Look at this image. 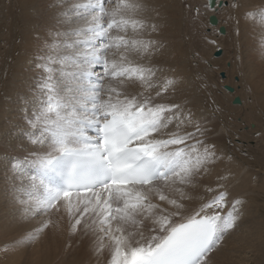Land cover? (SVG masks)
<instances>
[{
  "label": "snow or ice",
  "instance_id": "snow-or-ice-1",
  "mask_svg": "<svg viewBox=\"0 0 264 264\" xmlns=\"http://www.w3.org/2000/svg\"><path fill=\"white\" fill-rule=\"evenodd\" d=\"M216 4L237 43L251 28L264 48V4ZM48 7L35 81L22 98L21 151L6 164L19 222L28 227L0 251L27 248L52 231L87 240L95 264H212L242 201L231 193V173L206 179L223 154L207 140L209 119L174 98L175 69L155 60L149 6L51 0ZM207 106L212 115L219 110L210 95Z\"/></svg>",
  "mask_w": 264,
  "mask_h": 264
},
{
  "label": "bare ground",
  "instance_id": "bare-ground-1",
  "mask_svg": "<svg viewBox=\"0 0 264 264\" xmlns=\"http://www.w3.org/2000/svg\"><path fill=\"white\" fill-rule=\"evenodd\" d=\"M21 1H22V4H21ZM202 1L203 0H201L199 3H201V4L203 3L202 5L201 4L200 5L204 6V7H202L204 9L203 11H205L206 13L205 12L204 13L207 15V16H204V18L207 17V19L205 18L207 20V24L206 23L205 24H206V26L209 25V27L212 29L211 34H202L201 31L199 30V28L201 26L200 24H202V23L199 24L198 19L200 18V21L202 20V22H203V19H201V17H202L201 14H200L201 17H199V18H196L194 15H196V14L198 15L199 12H201V10L197 13L195 11L196 14L193 12L194 13L193 16L191 15V17H188L187 19H185L183 15L181 16L179 14V12H178V14H175L174 12H172V10L175 11L176 6H178V3L177 4H174V2L170 3L169 0H145V3L149 6V13L148 14L153 17L154 22L157 24V32L154 34V38L157 37V39H158L157 40L155 38L158 42L159 51L155 57V60L161 67H164L166 69H175V78L177 79V84H176V91L174 94V98L178 102H186L188 107L192 108L193 112L197 116L204 115L209 119V123L206 124V127L208 128L207 140L210 143H214L218 147L219 146L218 143H219V141L222 140L224 133H228V131H227L228 130V124L225 122H223L222 124L219 122H216V121L213 122L212 121L213 118L210 116L212 114L210 113V115H209L208 108L207 107L203 108L201 102H202V100L205 101V99H207V98L203 95L200 96L196 92V87H197L196 81L193 78L194 76L193 77L191 76L192 75L191 72L192 71L194 72V70L191 67L190 69L192 71L190 72L189 71L190 69H188L185 66L186 61L183 58V57H185L183 55H186L187 53H186V49H185L186 47H184L182 45L183 44L182 42H184L182 40L185 39V41L188 40L190 43H192V47L194 49L196 47L197 51L201 53L200 55H202V54L205 55L207 53V50H208L209 51L208 52L209 57H214V59L212 58L213 59V60L211 59L212 61H207L208 59H205V61H207L209 63L213 62L214 65L223 59V56H222L223 54L222 55L219 54V56L214 55L215 51H217V50L221 51L222 48L217 49V50H215V49L219 46V44L222 46H224L223 44H226V46L228 48V50H226V51L229 52V56H230V52L232 51V55L230 56L231 65H232L231 71L232 72L236 71L243 77V82H244L243 86L245 84V81L249 80V82H250L249 89L247 88V90H249L248 92L250 93V87H251L252 91H251L250 97H253V99H252V102H250L249 104H246L245 109L247 110L246 112L249 114V117H254V118L259 116V114H262L264 111V94H263L264 93V53H263V55L260 56V55H257V51H252V48L254 47V45L256 48H258L260 44L258 42V36L253 34V31L251 28H244L242 35L240 37V41H239V43H237V41L235 39L233 27L230 24L231 21L228 20V14L225 11V9L222 7H218L217 4L215 5L214 8H210L207 5V0H204V2H202ZM257 1H260L259 2L260 5L263 4V2H264V0H249V5L250 6L259 5L256 3ZM50 2H51V0H0V4L5 9H7L8 6L10 7V4H11L12 7L15 6V11H16V10L20 9V5H23V7L21 6L22 8L20 9V10H22V13L20 15L22 17L25 16V22L23 25H25V27H26L27 22L29 25L28 26L29 32H26L23 34L24 39L23 38L22 39L25 42L21 46H19L20 48L18 50L19 53L17 52V56L14 57L13 56L14 54L11 55L13 53L14 49H17V47L12 45V44H11V47L9 46L10 47L9 50L6 49L8 47H3V46H2V49L0 50V247H2L4 241L11 240V239L19 236L21 234V232H23L28 227L27 223L19 222L17 208L12 201L10 172H9L8 168L6 167V164H7V160L9 157H16L21 151L19 146L22 143V139H21V137L18 136L17 132H18V127H19L20 123H21V125L23 123L22 112H21L22 98H24L30 94L31 89H32L33 84H34V81H35L34 69H33V63L32 62H33L35 56L39 52L38 48H41V44H40L41 41H43L41 39V41L38 42L36 37H37V34H39L42 38L46 36V33H44V32H46V29L48 28V26L51 23L50 17H51V11L52 10L48 7ZM190 3H194V2L190 0ZM188 5H190V4H188ZM1 8L2 7L0 6V10H1ZM16 8H19V9H16ZM202 8H200V9H202ZM153 9L155 11H153ZM221 9L223 11L222 16L225 13L224 14L225 16H223V18H224L223 22H224V25L226 26V28L224 25H222L223 24L222 22H221L222 24H220L219 17L221 15L219 16L218 11L219 10L221 11ZM11 10H13V9H10V8L7 9V11H11ZM7 11H6V13H7ZM176 11H177V9H176ZM11 13H12V11H11ZM11 13L9 15L10 17L7 15V17H9L10 21L8 20L7 24L5 22H3V23L6 24V30H7L8 34L10 35L11 40H12L13 37L17 36V33H16L17 25L15 22H13L14 20L16 21V19H17V15H16L17 12L12 13V14ZM1 14H4V13H1ZM185 14H187V13H185ZM211 15H216L217 20H218V23L216 25L210 24L209 18ZM194 17H195V19H193ZM5 18H4V20H5ZM36 19H37V22H36ZM184 21H186V23L184 24L185 28L183 26V28H184L183 30L185 31V36L181 37V35H180V33L182 32V25L181 24H182V22L184 23ZM16 22H18V21H16ZM35 23H38V25L34 26ZM221 26L224 27L225 33H217L219 35H217V34L216 35L219 37H215V33H216L217 29H219ZM25 27H24V29H25ZM257 31H258V29H257ZM4 32H6V31L4 30ZM5 35H6L5 41L8 43V41H11L10 37H9V35H7V33H5ZM205 36L208 37V40L214 39L216 41V44L214 45V44L208 42V40H205V38H204ZM0 37H2V36H0ZM214 37L217 39H215ZM22 39H21V41H22ZM218 40L220 41V43ZM37 43L40 44L39 45L40 47L38 46V48H37V45H38ZM186 43H188V42L186 41ZM42 44H43V42H42ZM263 50H264V48H263ZM35 51L37 52V54L35 53ZM21 56H25L24 58L26 60H24L25 61L24 64L22 62L23 59L21 58ZM229 56H227V57H229ZM203 57L206 58V55L202 56L201 59H199V57L197 59L202 61V60H204ZM19 58L22 60H20ZM18 59H19V61H18ZM187 60H189V59H187ZM200 61L198 62L199 64H196V65L200 69H202V66L205 67L204 68L205 75L203 77L206 80L205 84L209 90L210 87H212V81L210 82V80L208 79V77H209L208 73H210L211 70L210 71H209V69L207 70V67L205 66L206 64L205 63L203 64L202 63L203 61L200 63ZM11 65H12V67L15 66V68L20 73H18L17 75H13L14 73L12 74V72H11V71H13ZM20 65H21V67H24L22 65H25V67H26L25 71H19V70H21ZM190 65L191 64H189V67H190ZM194 67L196 70L197 68L195 65H194ZM229 69H230V67H229ZM10 73L13 76H11V75L9 76ZM194 73H196V72H194ZM6 78H8L9 83L5 87L4 81ZM244 78L246 79L245 81H244ZM216 80L218 81V83H220L219 86L222 85V87L224 89V91L221 93L222 95H218L217 93H215V95H214V99L216 100V106H218V108H219V110L217 112V116H215V118L217 117V121H218V118H219V120L221 118V121H222L223 118L227 119L231 113V111H229L228 108H225V110L223 109V103L228 102V101L225 102L227 97L229 99L232 98L231 99L232 106H230L231 104L227 105L230 109H237V108L240 109L241 106L242 107L244 106L243 104H245V103H243V102H245V101L243 100L241 102V100L238 96H234L235 93L237 92L236 89H235L236 91L234 90V87L230 86L229 84H224V83H226V82H224L226 80V78L224 80H220V82H219V79H216ZM3 82H4V84H3ZM226 87H228V88H226ZM230 89H232V90H230ZM253 89H255V91ZM248 95H250V94H248ZM204 97H205V99H204ZM235 97L239 98V103H233L232 102ZM235 104H237V105H235ZM219 124H221V126H220V129L218 131ZM212 133H215V134L213 135ZM3 134H4V136H2ZM218 154H220L219 150H218ZM223 156H224V154H223ZM229 165H231V164H228L223 158V161L216 165L214 172H213V175L206 178L207 180L215 179V173H217V172L220 174L231 173V179H230V183L232 185L231 193L234 197H237L242 201L241 205L239 206V208H240V218L238 221L239 223H237V227H235L234 230H231V233L229 234V236L225 237L223 243L219 246V248L214 250V252L212 253V261H215L212 264H230L232 254L241 253V249H243L245 247V244L243 243L244 242V234L249 233V235L247 236V239H246V247H248L250 244H252L254 242V240L256 239L255 234H257V233H255L257 231H255V229H253V227H254L253 225L255 223L252 220V217H254L255 215H254V212H252V210L248 209V207L246 205L248 202L246 203L245 196H244L245 193L243 192L245 188H248L250 190V192L253 193V195H251L249 197V200L251 203L254 200L253 196H254V193L256 192L254 190V188L256 186L253 183V181L249 180L248 176H245V172H244L245 168L242 169V167L240 165H238L236 167L234 165V168L231 169L232 167L230 166L231 167L230 168ZM228 168H230V169H228ZM29 169H31V166H29ZM227 169H228V171H227ZM193 195H196V194L193 193ZM12 212H13V214H15L14 217H10V214ZM248 222H250V223L247 225ZM33 223H34V221H33ZM256 225L257 224H255V227H257ZM238 226H240L242 228L241 232H239L240 234H238V231H236V230H238ZM51 233H53V232L51 231ZM233 233H234V236H232ZM236 233L238 234V236ZM227 235L228 234H226V236ZM52 236H54V234H51V238H45L42 235V237H40V239L37 242H34L33 244H31L30 248L25 249V250H23V248H20L17 250H10L7 252V254L0 251V264H19L20 262H19L18 257L20 255H23L22 260H24V264H51L53 260H56L55 257H56V255H58L60 253V249L62 248L60 246L55 245L54 243L56 241L59 242L58 238H60V237H62L63 240H65L67 238V235H61V236H55V237H52ZM235 236L237 237L236 239L239 241L238 242L239 244H237V241H235L236 240ZM232 237L234 238V241H233L231 246H228L227 242L230 240L229 238H232ZM83 243L85 245L84 250L89 248V242L87 240H81V242H79L78 244L79 245L81 244L80 246H82ZM225 245L228 246L227 250H224ZM225 248H226V246H225ZM222 249H223V251H222ZM254 249H256V247ZM257 249H258V246H257ZM80 250H82V249L80 248ZM89 251L90 250L84 251L83 254H87V253L89 254ZM85 252H87V253H85ZM69 253H70V251H69ZM79 253L81 256V251H79ZM79 253H77V254H79ZM70 254L72 255L73 253H70ZM64 256H65V254H64ZM230 256H231V258H230ZM59 257H61V256H59ZM59 257H58V259H59ZM71 257H70V259H72ZM90 257H91V255H90ZM83 259H86V258H83ZM87 259H89V258H87ZM59 260H61V259H59ZM93 260H95V259H93ZM72 261L76 262V259L75 260L72 259ZM86 261H88V260H86ZM68 262H69V260H68ZM75 262H69V264H73ZM77 263H79V262H77ZM57 264H58V262H57ZM59 264H68V263L66 261H65V263L62 261V262H59ZM87 264H89V263H87ZM93 264H95V263H93Z\"/></svg>",
  "mask_w": 264,
  "mask_h": 264
},
{
  "label": "rangeland",
  "instance_id": "rangeland-1",
  "mask_svg": "<svg viewBox=\"0 0 264 264\" xmlns=\"http://www.w3.org/2000/svg\"><path fill=\"white\" fill-rule=\"evenodd\" d=\"M187 1L188 0H175V1L174 0H169L170 3H172V2H174V4H177L178 3V6H176L177 11L175 9V11L172 10V12H174L175 14H178V12H179V14L181 16L183 15L184 18L187 19L188 17H191V15L193 16L194 13H195V11H196L195 9H191L189 6L190 5H197V6H199V11L201 10L202 13L199 12V14L197 15L196 14L197 11H196V13H195L196 15H194L196 18H199V17L202 16L201 19H203V22H202V20L200 21V18L198 19L199 20V24L202 23V24H200L201 26H200L199 30L201 31L202 34H211L212 29L209 27V25L206 26V24H207V20H206L207 17H205L206 18L205 19L204 16H207V15L205 14L206 12L203 11L204 9L202 7H204V6H201L203 3L202 4L199 3L201 0L200 1L199 0H191L194 3H190V0L188 2ZM202 2H204V0ZM259 2L260 1H257L256 3L259 4ZM21 4H22V1H21ZM188 4H190V5H188ZM263 4H264V2H263ZM0 6L2 7L1 10H0V36H2V37H0V50L2 49V46L3 47H8L6 49L9 50L10 47H11V44H12V45H14V46L17 47V49H14L13 53L11 54V55L14 54L13 56L15 57V56H17V52H18V50L20 48L19 46H21L25 42L23 40L24 39L23 38L24 37L23 34L26 33V32H29V28H28L29 25H28V22H27L26 27L28 29L25 27V25H23L24 22H25V16L22 17L20 15L22 13V10H20V9L23 7V5H20V9L19 8H16V9H19V10H16V11H15V6L12 7V5L10 4V7H9L7 5L10 9H13V10H11L12 13L17 12L16 13V15H17L16 21H18V22H16L15 20L13 21L17 25V29H16V33H17V36L16 37L17 38L16 37H13L14 39L12 38V40H11V37H10V35L8 34V32L6 30V24H7L8 20H9V17H10L9 15H10L11 11H7V9H9L8 7H7V9H5L1 4H0ZM200 8H202V9H200ZM6 11H7L8 14L6 13ZM1 13H4V14H1ZM185 13H187V14H185ZM222 13H223L222 9H221V11L220 10L218 11L219 16L220 15L222 16ZM200 14H201V16H200ZM224 14H223V16H225ZM7 15L9 17H7ZM221 16L219 17L220 24L223 23L222 25H224V22H223V19L224 18H223V16L222 17ZM4 18H5V20H4ZM3 22H5L6 24L3 23ZM36 22H37V19H36ZM185 23H186V21H184V23L182 22V24H181L182 25V32L180 33L181 37H184L185 36V31L183 30L185 28V25H184ZM230 24L232 26V22ZM37 25H38V23H35L34 26H37ZM183 26H184V28H183ZM24 27H25V29H24ZM225 28H226V26H225ZM4 30L6 32H4ZM5 33H7V35H9V37H10V40L11 41H8V43L10 45L5 41L6 40ZM44 33H46V32H44ZM217 33H219V32L216 31L215 37H219V36H217V35H219ZM155 38L157 39V37H155ZM21 39H22L23 42L21 41ZM215 39H217V38H215ZM40 41L41 40H38V42H40ZM182 41H184V42H182L183 43L182 45L184 47H186L185 49H186V53H187L186 55H183L182 54L183 56H185V57L182 56L185 59V61H186V62L184 61L185 62V66L188 69H190L192 67V69L194 70V72H196V73H194L191 69L189 70L190 72L192 71L191 72L192 73L191 76L192 77L194 76L193 78L196 81V85H197L196 92H197V94H199L200 96L203 95L207 99H208V96L209 95L214 99L215 93H217L218 95H222L221 93L224 91V89H223L222 85L219 86L220 83H218V81L216 79H219V82H220V80H224L226 78V80L224 81L226 83H224V84H229L230 86L234 87V90L235 89L237 90V92L235 93L234 96H238L240 98L241 102L243 100L245 101V102H243V103H245V104H243L244 106L243 107L241 106L240 109H238V108L237 109H230L227 105L228 104L229 105L231 104L230 106H232V103H231V99L232 98L229 99L227 97V99L225 100V102L226 101H228V102L223 103V109L225 110V108H228L229 111H231V113H230V116H228L227 119H224L223 118L222 121H221V118H220V120L218 118V121H217V117L215 118V116H217V112L218 111H216L215 115H210V113L212 114V108H209L207 106V104H206L207 103V99H205V97H204L205 101L202 100L201 104H202L203 108L204 107H207L208 108V113L213 118V120H212L213 122L216 121V122H219L221 124L223 122H225V123L228 124V130H227L228 133H224V136H223L222 140L219 141V143H218L219 146L218 147L216 146L217 149L220 151V154H224V156H223L224 160L228 164H231V165H229V167L230 166L232 167V168L230 167L231 169L234 168V165H235V167L238 166V165H240L242 167V169L245 168V170H244L245 176H248L249 180L253 181V183L256 186L255 187L256 189L254 188V190L256 191L254 193V196H253L254 200L251 203H250L249 197L251 195H253V193L250 192V190L248 188H245L244 191H243L245 193L244 194L245 201H246V203L248 202L246 205H247L248 209H250V210H252V212H254V215H255L254 217H252V220H253V222L255 224H257L256 226L258 227V228L255 227V224L253 225L254 226L253 229H255V231H257V232L254 231L255 233H257V234H255L256 235L255 236L256 239L254 240V242L252 244H250L248 247H246V239H247V236L249 235V233L244 234V242L243 243L245 244V247L243 249H241V253H237L236 254L234 252L235 254H232V258L230 256V258H231L230 264H264V111H263L262 114H259V116L255 117V118L254 117H249V114L246 112L247 111L245 109L246 104H249L250 102H252V99H253V97H250L251 96V91H252L251 90V87H250V93L248 92L249 90H247V88L249 89L250 82H249V80H247L248 82L245 81L246 79L244 78L245 84L243 86V83H244L243 82V77L238 72H236V71L232 72L231 71V66L232 65H231L230 56L232 55V51L230 52V56H229V52L226 51V50H228L226 44H223L224 46H222V45L219 44V46L215 49V50H217V49H221L222 48L221 49V52L222 53L220 55L223 54L222 55L223 56V59L214 65L213 62H211V63L205 62V59H208L207 61H212L214 59V57H209V55H208L209 54L208 53L209 51L208 50H207V53L205 54L206 55V58L203 57L204 60H202L203 61L202 62V61L198 60L197 58L199 57V59H201V57L202 56H205V55H203V54L200 55L201 53L197 51L196 47L194 49L192 47V43H190L188 40H186L188 43H186L185 39L182 40ZM42 42L43 41H41V43H40L41 46H42ZM219 43H220V41H219ZM37 44H38L37 45V48H38V46L40 44L39 43H37ZM40 49L41 48H38V50H40ZM252 51H257V55H260V56L263 55V53H264V50H263V48H261L260 45H259L258 48H256L255 45H254V47L252 48ZM35 53L37 54L36 51H35ZM196 53H199L200 56L199 55H196ZM227 56H229V57H227ZM24 57L25 56H21V58L23 60L19 58L20 60H22L23 64L25 62L24 60H26ZM19 59H18V61H19ZM187 59H189V60H187ZM199 61H200V63L202 62L203 64L204 63L206 64L205 66L207 67V70L208 69H209V71L211 70V72L208 73V75H209L208 79L210 80V82L212 81V87H210L209 90H208V87L205 84L206 83V80L203 77L205 75V72H204V68L205 67L202 66V69H200L196 65V64H199L198 63ZM189 64H191L190 67H189ZM193 64L196 66V68H197L196 70H195V67H194ZM22 66H24V67H21V65H20L21 70H19V71H25V68H26L25 65H22ZM11 67H12V65H11ZM229 67H230V69H229ZM12 69H13V71H11V72H12V74L14 73L13 75H17L18 73H20L15 68V66H13ZM221 72L224 73V76H221ZM12 74L10 73L9 76L10 75L13 76ZM200 76H201L202 80L201 79H198L197 80L196 78L197 77H200ZM8 81H9L8 78H6L5 81H4L5 82V85H4L5 87L9 83ZM4 82H3V84H4ZM201 83H203L205 85L204 88H200L199 87V85ZM253 90L255 91V89H253ZM248 94H250V95H248ZM235 105H237V104H235ZM221 124H219V126H218V131L220 129ZM20 125H21V123H20ZM212 134L214 135L215 133H212ZM2 136H4V134ZM230 168H228V169H230ZM228 169H227V171H228ZM193 193H195V191ZM11 214H10V217H14L15 214H13V212ZM249 223L250 222H248L247 225ZM241 230H242V228L240 226H238V230H236V231H238V234H240L239 232H241ZM50 233H51V231L47 232L46 234H43V237H45V238H51V234H54V236H52V237L61 236V235H57L55 233H51V234ZM230 233H231V230L227 233L228 234L227 236L225 235V237H228ZM238 234H237V236H238ZM232 236H234V233L232 234ZM236 238L237 237L235 236V239ZM229 239L230 240L227 242V244H228V246H231L232 243H233V241H234V238L232 237V238H229ZM58 240H59V242L56 241L54 244L57 245V246H60L62 248L60 249V253L58 255H56V257H55L56 260H53L51 264H57V262L59 264V262H62V261L64 263L66 261L68 264H69V262H75V261H72V259L73 260L76 259V262L73 263V264H87V263L91 264L92 262L95 263L94 262L95 260H93L94 258L92 256L90 257V255H91L90 251H89V254L87 252H85L87 254H83L84 251H87V250H90V249L87 248L86 250H84L85 249L84 243L82 244V246H80L81 244L80 245L78 244L79 242H81V239H80L79 236H75L73 238L72 237L69 238L67 236V238L65 240H63L62 237H60V238H58ZM223 241H222V243H223ZM235 241H237V244H239L238 243L239 241L237 239ZM256 245L258 246V249H257V246ZM225 246H226V248H225ZM225 246H224V250H227L228 246L227 245H225ZM255 247H256L257 250L254 249ZM28 248H30V245L27 248H23V250L28 249ZM80 248L82 250H80ZM69 251H70V253H73L75 256L73 254L71 255L69 253ZM75 251L76 252L78 251L77 253H79V251H81V256H80V253L77 254ZM222 251H223V249H222ZM64 254H65V256H64ZM59 256H61V257H59ZM69 256L72 259H70ZM58 257L61 260H59ZM82 257L83 258H86V259H83ZM18 258H19V262H20L19 264H24V260H22L23 255H20ZM87 258H89V259H87ZM67 259L69 260V262H68ZM86 260H88V261H86ZM77 262H79V263H77ZM214 262L215 261H212V263H214Z\"/></svg>",
  "mask_w": 264,
  "mask_h": 264
},
{
  "label": "water",
  "instance_id": "water-1",
  "mask_svg": "<svg viewBox=\"0 0 264 264\" xmlns=\"http://www.w3.org/2000/svg\"><path fill=\"white\" fill-rule=\"evenodd\" d=\"M207 5L210 8H214L215 5H216V0H207ZM209 22H210V24L216 25L218 23V20H217L216 15H211L210 18H209ZM219 33H225V29H224L223 26H221L219 28ZM219 54H221V51L220 50H217V51L214 52V55L215 56H219ZM221 75L223 76L224 73L221 72ZM226 88H228V87H226ZM230 90H232V89H230ZM232 102L233 103H239V98L238 97H235Z\"/></svg>",
  "mask_w": 264,
  "mask_h": 264
}]
</instances>
